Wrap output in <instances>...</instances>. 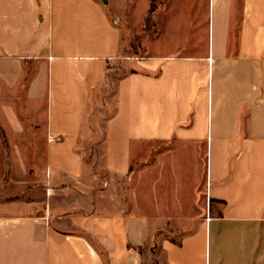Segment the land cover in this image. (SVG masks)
Masks as SVG:
<instances>
[{
  "label": "crops",
  "instance_id": "obj_1",
  "mask_svg": "<svg viewBox=\"0 0 264 264\" xmlns=\"http://www.w3.org/2000/svg\"><path fill=\"white\" fill-rule=\"evenodd\" d=\"M154 4L163 47L112 78L152 0H0L1 130L40 152L0 264H264V0Z\"/></svg>",
  "mask_w": 264,
  "mask_h": 264
},
{
  "label": "rangeland",
  "instance_id": "obj_2",
  "mask_svg": "<svg viewBox=\"0 0 264 264\" xmlns=\"http://www.w3.org/2000/svg\"><path fill=\"white\" fill-rule=\"evenodd\" d=\"M121 2L125 0H120ZM158 7L157 4H154ZM141 16L138 15L137 18ZM146 17L143 23H140L142 19H135L134 24L126 29V37L124 38V48L117 59L115 70L111 71L112 78H119L126 73L138 69H142V62L147 56H149V49L157 53L163 47V43L158 42L156 39L159 35V29L154 23L153 19L147 25ZM141 24V25H140ZM123 25L126 27L127 22ZM154 40V41H153ZM167 38L164 39V43ZM147 45V46H146ZM17 110L22 111V104L17 105ZM171 143V142H170ZM173 143H163L160 145V150L163 154H169L172 152ZM13 144L7 139V135L1 130L0 123V201H13V200H26L30 198V190L34 184L33 176L35 170L36 157L40 155L39 151L30 149H16L12 148ZM158 149H151V153ZM183 159V161H182ZM185 156L179 152L175 155H168L165 157L166 171L163 173L166 177L173 176V171L176 169V173L184 179L188 174L190 177H194L196 172L191 167L190 159L184 161ZM181 160V161H180ZM173 170V171H172ZM210 204V203H209ZM208 205V200L206 207ZM2 208H11L8 205L1 206ZM207 216V215H206ZM169 232V231H168ZM168 232L166 233L168 235ZM172 236H178L179 231L171 230ZM65 252V250L63 251ZM155 261V259H154Z\"/></svg>",
  "mask_w": 264,
  "mask_h": 264
},
{
  "label": "trees",
  "instance_id": "obj_3",
  "mask_svg": "<svg viewBox=\"0 0 264 264\" xmlns=\"http://www.w3.org/2000/svg\"><path fill=\"white\" fill-rule=\"evenodd\" d=\"M154 12H155V5H154V0H152V6H151L150 10L148 11V14L146 17L147 25L150 23V21H152ZM153 25H154V22H153Z\"/></svg>",
  "mask_w": 264,
  "mask_h": 264
},
{
  "label": "built area",
  "instance_id": "obj_4",
  "mask_svg": "<svg viewBox=\"0 0 264 264\" xmlns=\"http://www.w3.org/2000/svg\"><path fill=\"white\" fill-rule=\"evenodd\" d=\"M209 60H210V62H212V57H209ZM210 201L208 200V207H207V216H206V220L207 221H210V219H211V216H210Z\"/></svg>",
  "mask_w": 264,
  "mask_h": 264
}]
</instances>
